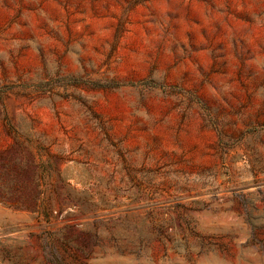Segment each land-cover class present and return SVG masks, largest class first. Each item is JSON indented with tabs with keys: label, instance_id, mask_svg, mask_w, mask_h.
Instances as JSON below:
<instances>
[{
	"label": "rangeland",
	"instance_id": "374dc122",
	"mask_svg": "<svg viewBox=\"0 0 264 264\" xmlns=\"http://www.w3.org/2000/svg\"><path fill=\"white\" fill-rule=\"evenodd\" d=\"M0 264H264V0H0Z\"/></svg>",
	"mask_w": 264,
	"mask_h": 264
}]
</instances>
